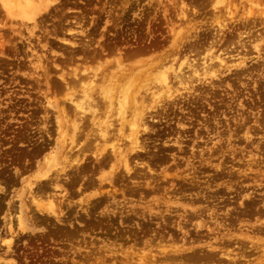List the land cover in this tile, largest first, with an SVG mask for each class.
I'll use <instances>...</instances> for the list:
<instances>
[{"label":"rangeland","instance_id":"rangeland-1","mask_svg":"<svg viewBox=\"0 0 264 264\" xmlns=\"http://www.w3.org/2000/svg\"><path fill=\"white\" fill-rule=\"evenodd\" d=\"M8 1L0 264H264V0H52L34 20ZM161 65L177 70L178 91L159 105L149 91L150 128L137 134L145 149L127 152L129 171L109 150L131 147L129 118L114 115L111 133L120 120L125 132L107 142L102 164L90 114L70 151V94L80 100L93 73L98 84L124 71V83L144 81ZM187 78L191 89L179 82ZM67 152L82 159L57 175ZM38 192L56 216L33 204Z\"/></svg>","mask_w":264,"mask_h":264},{"label":"bare ground","instance_id":"bare-ground-1","mask_svg":"<svg viewBox=\"0 0 264 264\" xmlns=\"http://www.w3.org/2000/svg\"><path fill=\"white\" fill-rule=\"evenodd\" d=\"M51 1L52 0H13V1L10 0V2L12 4L9 1L8 2L10 3L9 6H10V12L11 13H15L18 16H21V17H23L25 19L34 20L37 17V15L41 14L42 11H44V10H46L48 8V6L50 5V2ZM220 2L222 3L223 1L220 0ZM220 2L218 0V3H220ZM254 5H255V3L253 4V6ZM252 12H253L252 10H250V11L248 10V14H250V15L253 16L254 13L252 14ZM184 15H186V14H184ZM228 15L229 16L230 15L232 16L230 18L231 20L235 18L234 17L235 16V13L232 10L230 11V13ZM182 29H180V30H182ZM176 39H178L177 35H176V37H174V41ZM96 63H98V62H96ZM118 64H121V63H118ZM172 65H174V64H172ZM98 66H100V65H98ZM171 66L161 65L162 70L161 69H157L156 70V68H155V70H156L155 72H150L146 77L144 76L145 77L144 81H140L139 79H133V81H136V82H137V80L140 81V82L138 81L139 84H136V85L134 84L133 81H130L131 79L130 80L128 79L129 81L127 80L125 83L122 81V79H126L127 78V76H125L126 73H125V71L123 69H122L124 71V74H122L123 76L122 75L117 76L118 75V74H116L117 72L115 73L116 75H112V76L110 75L111 77L104 73L103 76H105V77H102L101 76L100 78H104L106 80V77L108 76L109 79L107 78V80H106L107 83L105 81L106 84L102 83L103 81L101 82L99 80L102 85L100 83L98 84L97 82H95L96 81V77L99 76V75H96L97 73H93L92 74L93 76L90 75L92 79H89L90 81L89 80H85V81H87V83L89 82V84L85 83V85L87 84V86L85 88L83 86V88H84L83 93L81 92L83 95H81V99L80 100L79 99H78V101L77 100H74V98H72L73 93L72 94L69 93L71 96L69 95L68 99L70 98L72 104L74 105V109H75V111L74 110L73 111L76 112L75 114L73 112V114H74L73 121L71 123H69V124H71V126L70 127L68 126V128H70L73 131L72 134H71V136H69V138L66 139V141H67L66 142L67 143L66 145H67V147H70V151H73V148H75L76 145H78V143H79L78 142V139H79V137L81 135V134H79V137H78V133L79 132L81 133L82 127H83L82 126L83 125V122L87 118L88 114H90L91 115V119H90V117H89V119L92 120L91 123L93 124V126H92L93 128H92V131L91 132L92 133L94 132L95 134L97 133L96 136L97 137L100 136L99 138L102 139V141H103V142H101V140H100V142L102 143V144L100 143V145H98V143H97V145H96L97 148H96V151L94 152V155H97V156L101 155V156H99L98 159H101L102 160V161H100L101 164H102L104 162L103 159L107 156L105 153H103L107 149V146H108L107 145V142L110 140V138H113L114 135L117 133V132L115 134H112L111 133V131H114L113 129H115L114 128L115 127L114 126L115 124L113 122L114 115L117 114L118 116H120V118L117 115H116L117 116L116 118H118V119H121L122 118L123 121H126L129 118L127 120V124H125L126 122L124 123L125 125H123V121L122 120H120V121L122 122V125L123 126L126 127L128 124H129L128 126H130L129 127L130 130H129V133H128L127 136L130 138V139L129 138L128 139L131 140L129 142V144L131 143L130 144L131 147H129L130 146L129 145L128 146L129 147L128 150H127V148L126 149H122L123 147L121 145L117 144L119 146L118 148H116V146H112V148L109 149V150H112L113 149L112 150V154L115 155V156H118V158H116L115 160H117L119 162H123L125 164V167L129 171L130 168H129V163L127 161V156H128L127 155V152H132V151H134L136 149H139V150H141V149L144 150L145 149V147L141 144V142H139V136L137 134L140 132L139 131V128H140V130H141V128H143L145 130H148V127H149L146 124L147 121L144 122V120L147 118L146 114L149 113L148 111H150V113H151V110L154 109V106H150V103L149 102L146 103L147 100H150L152 98V101L150 100V102H154L155 104H158L159 105L160 102H162V101H160V99H161L162 96H164V98L165 97L166 98H172L173 96H175L174 95V92L175 91H178V88L177 87H175L174 85H171V76H174L173 78H179V74L177 73V70L173 69ZM191 66H194V63H191ZM89 69L91 70V68H89ZM196 72L197 71H195L194 73H196ZM90 73H92V72H90ZM75 76H78V75H74V78H75ZM128 76L130 77V75H128ZM197 76H198V74H197ZM80 80H78V81H80ZM150 80H151V83L149 84V81ZM180 80H181V78H180ZM189 80H192V79L191 78H189V79L187 78V80H184L183 79V81H179V82H180L181 85H184L186 87V89H191L190 86L193 84V81H190L189 82ZM83 81H82V83H84ZM120 81H122V84H121ZM187 82H189V84H186ZM141 83H143V84H141ZM152 83H156L155 85L153 84L154 86L157 87L156 90H154L153 85H151ZM96 85H98V87H96L98 89L95 88ZM145 87L148 88V89H144ZM149 91L151 92V95H152L151 98L149 97L150 99L147 98L148 96H150L149 95ZM143 92H144V94H143ZM65 96H66V94H65ZM74 96H75V94H74ZM67 101H69V100H67ZM158 105H156V106L158 107ZM62 110H64V111H62L64 113V115L68 116V113H66V109H64V107H62ZM150 115H152V114H150ZM145 116H146V118H144ZM154 117H155V115H154ZM102 119H104V120H102ZM70 120L71 119H69V121ZM122 125H120V129H121V127H123ZM120 129H118L119 130L118 134L120 133V135H121ZM69 130H68V132H69ZM116 130H117V128H116ZM122 130L123 129H121V131ZM65 132H66V130H65ZM65 134H64V137H65ZM118 134H116V135H118ZM66 136H67V134H66ZM89 136L91 137L92 135H90V133H89ZM120 137L117 136V138H119V139H120ZM94 139H93V137L91 138V140H94ZM114 139H116V138H114ZM114 139L113 140L111 139V141H114ZM122 140H125V139H122ZM122 140L120 139V142ZM88 142H86V143H88ZM116 142H118V140ZM126 142H127V140H126ZM86 143H85V145H86ZM113 144H115V143H113ZM87 145H89V143ZM91 146H92V144H91ZM85 147H84V149H85ZM84 149L83 150H79V151H83L85 153ZM86 149H88V148H86ZM79 151H77V152H79ZM89 151H91V150H89ZM73 152H75V151H73ZM73 154L74 153L70 154V152H67L66 155H65V153H64V157L63 156L62 157L65 159V161H63V162L60 163L62 166L64 164V166L62 167L61 165H59L62 168H60V169H58L56 171L57 175H58V173H60V171H65L64 168L67 167L68 165H72V163L74 164V162H77V163L80 162V160L82 159V157L80 156V153L78 155L76 153V157L75 158L73 157V159H72V155ZM47 165H49V163L46 164V166ZM56 166L59 168L58 164L55 165V167ZM51 170H52V168L48 167L47 169H45V172H44L43 175H46V173H48ZM39 176H38V178H39ZM57 177H56V179H57ZM42 183H44V182H42ZM39 188H40V186H39ZM31 194H32V192H31ZM39 196H40L39 195V192H38V195L35 193V195H33V201H32V202H34L33 204L36 205V207L38 208V210L40 212H44V213H47L48 212L50 214H55V216H56V209H55V205H54V200H52L51 198H49L48 199V202H46L47 200H46L45 197L44 198H45L46 201H44ZM42 196H44V195H42ZM34 205H33V207H34ZM19 227L24 228L21 219L19 220ZM10 243H11V240H9V243L8 244L10 245Z\"/></svg>","mask_w":264,"mask_h":264}]
</instances>
